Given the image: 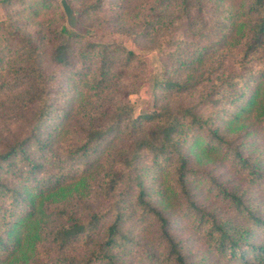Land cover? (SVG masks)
I'll return each instance as SVG.
<instances>
[{"label":"trees","instance_id":"16d2710c","mask_svg":"<svg viewBox=\"0 0 264 264\" xmlns=\"http://www.w3.org/2000/svg\"><path fill=\"white\" fill-rule=\"evenodd\" d=\"M126 4L130 35L151 39L160 62L153 109L136 114L128 100L141 85L136 72L132 88L86 116L71 143L70 119L85 115L92 97L118 94L113 86L140 58L64 23L45 43L12 16L0 21V113L18 123L0 137V264H27L42 234L48 264H125L132 249L149 264H213L185 253L172 200L212 254L264 264V199L199 168L221 157L264 192V161L250 139L264 136V0H87L76 17L108 8L114 25ZM24 7L34 19L52 0ZM199 184L230 214L199 204ZM92 193L95 206L56 207ZM150 231L156 248L145 242ZM79 243L85 254L71 250Z\"/></svg>","mask_w":264,"mask_h":264},{"label":"rangeland","instance_id":"374dc122","mask_svg":"<svg viewBox=\"0 0 264 264\" xmlns=\"http://www.w3.org/2000/svg\"><path fill=\"white\" fill-rule=\"evenodd\" d=\"M32 1L33 0H13L11 3L0 2V21H6L9 19V16H12V19L16 21L15 26L17 28L27 31L31 35L43 36L45 43H47L48 40L46 39L48 38L47 31L52 30L61 23H64L66 28L72 31H77L79 27H83L86 29L84 34H86V36L92 41L109 42L114 40L125 49L134 52L140 58L139 61L131 64L129 68L130 76L127 81H120L121 84L116 83L115 87L113 86V90H116L118 94L107 92L108 94L106 93L105 95L100 96V99L92 97L90 103H87L89 106L87 107L89 109L91 107V109H86L85 115L83 116L82 114L75 115V117L70 119L69 125H72V127L64 134V139L67 143L77 140L79 128L82 126L83 120L87 118L86 116L94 115V113L92 114L93 111L99 112L100 110L105 109L110 102L121 99L122 93L132 88L129 86L128 82L136 80V77L141 85L136 91H130L132 93L128 95V100L134 105L136 114H144L152 111L154 101L152 87L154 81L160 79V62L154 52V42L151 39L135 40L130 35L129 32L131 31L129 29L130 27H134V24L129 21L128 4L122 9V13L125 15L122 16L121 13H119L117 16L119 20L112 25L109 19L114 14V10L108 8L96 14H82L81 17H78V21L76 15L79 14V11L87 0H64L68 7L72 8L68 15L63 14L64 11L62 9L61 0H52V9L46 8L39 17L31 19L33 18L32 13L30 12L31 8L24 11V9H26L24 6H27V4ZM124 9L126 10V13ZM136 72L137 76L134 77L133 74ZM171 99L175 100L174 97H171ZM14 102L6 100L4 103L12 109L14 108ZM93 108L96 109L93 110ZM13 119H8L7 116L0 113V137H8L10 133H13L16 130L18 123ZM255 135L256 136L250 138L255 141L252 145V148L254 149L252 155L257 156L264 161V136H260L257 133ZM116 144L117 142L113 144L114 147ZM113 145H111V147ZM199 168L212 174L217 181L225 182L229 186H236L239 188L238 190H245L246 196L248 197H253L255 200L258 198L260 201L264 199L262 188L259 187V185H249L242 177L241 172L237 170L236 166H234L229 160L222 159L221 157H212L209 160L203 159ZM193 189L195 192H198L197 202L199 204L205 205L209 210H218L219 213H229L228 207L221 203L212 194L207 193L204 185L199 184V186H196ZM97 201L98 199L92 193L83 199H79L76 196L69 197L67 202H63L56 207L64 208L67 211L71 210L78 212L81 209L79 203L95 206ZM170 202L171 205H169V208L167 209L169 211V217L177 220L175 225L176 229L173 230V233L179 238L185 240L187 246L185 253L190 259H196L199 261L200 258L206 257L207 262H212L213 264H234L226 262L224 259L212 254L208 245L199 238L198 234L194 232L190 224L188 225V221L178 214L181 211L179 207L175 206L176 204H174V200ZM144 238H146L145 242L147 245H152L153 248H156V241L153 232L150 231ZM41 239L42 244L38 246V253L34 258H31L27 264H48L43 256L45 255V246L48 247V241L43 234ZM71 250L74 251L76 255H82L86 252L81 243L73 246ZM132 251L133 253L131 252L132 254L127 257V262L125 264H149L143 261L142 254L138 255V252L134 249H132Z\"/></svg>","mask_w":264,"mask_h":264},{"label":"water","instance_id":"95a60500","mask_svg":"<svg viewBox=\"0 0 264 264\" xmlns=\"http://www.w3.org/2000/svg\"><path fill=\"white\" fill-rule=\"evenodd\" d=\"M61 5H62V9H63L65 15H68L71 12V9L68 7V5L66 4V2L64 0H61ZM85 30H86L85 28L79 27L77 32L84 33Z\"/></svg>","mask_w":264,"mask_h":264}]
</instances>
